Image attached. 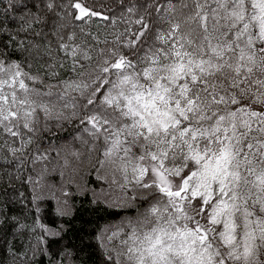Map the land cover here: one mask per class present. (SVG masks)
<instances>
[{"label":"snow or ice","instance_id":"1","mask_svg":"<svg viewBox=\"0 0 264 264\" xmlns=\"http://www.w3.org/2000/svg\"><path fill=\"white\" fill-rule=\"evenodd\" d=\"M6 3L0 158L72 123L137 207L107 264H264V0Z\"/></svg>","mask_w":264,"mask_h":264},{"label":"trees","instance_id":"2","mask_svg":"<svg viewBox=\"0 0 264 264\" xmlns=\"http://www.w3.org/2000/svg\"><path fill=\"white\" fill-rule=\"evenodd\" d=\"M87 3L96 5L99 11L105 10L100 5H111L119 12L118 0H87ZM6 6L5 0L0 13ZM6 24L12 29L16 26L11 19ZM90 30L93 34L100 33L101 39L112 31L105 30L100 21L92 24ZM24 37L21 33L20 38ZM50 39L55 48V38ZM3 42L0 37V44ZM8 50L13 58H19L20 53L11 46ZM62 75L66 79L71 73ZM55 131L53 136L44 133V138L31 146L22 161L8 156L6 163L0 158V264H107L109 251L119 243L118 238L109 241L107 237L112 236L122 220L137 215L136 206L123 209L109 206L119 192L110 186L109 173L97 171L95 153L89 154L76 138L74 125L65 123L62 130ZM37 150L41 154L47 152L49 159L34 163ZM63 157L71 161L65 171H60L58 165ZM37 182L56 188L53 195L45 197L32 192L31 185ZM134 203L142 205L140 210L146 206L140 201Z\"/></svg>","mask_w":264,"mask_h":264},{"label":"rangeland","instance_id":"3","mask_svg":"<svg viewBox=\"0 0 264 264\" xmlns=\"http://www.w3.org/2000/svg\"><path fill=\"white\" fill-rule=\"evenodd\" d=\"M65 160L68 161L67 165L71 161L68 157H63L61 159V161H60V165H58L60 171H65L66 168H67V165L65 164ZM43 169L46 172L50 171V170L47 171L45 168H43ZM53 189H56V188H53V187L49 186V184H42L41 182L40 183L37 182V183H34V184L31 185V191L32 192H35L38 195L45 196V197L53 195ZM52 198L54 199V197H52ZM61 202H63V201H61ZM64 205H66V204H64Z\"/></svg>","mask_w":264,"mask_h":264}]
</instances>
